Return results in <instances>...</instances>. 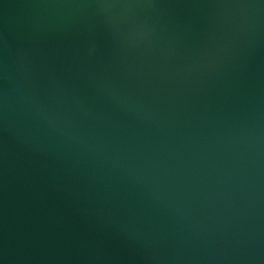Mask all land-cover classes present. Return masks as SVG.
I'll return each mask as SVG.
<instances>
[{
	"label": "water",
	"instance_id": "1",
	"mask_svg": "<svg viewBox=\"0 0 264 264\" xmlns=\"http://www.w3.org/2000/svg\"><path fill=\"white\" fill-rule=\"evenodd\" d=\"M0 264H264V0H0Z\"/></svg>",
	"mask_w": 264,
	"mask_h": 264
}]
</instances>
